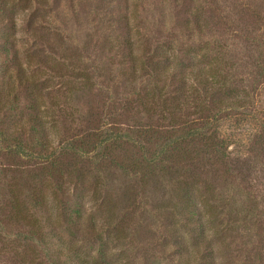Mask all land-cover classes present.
<instances>
[{
    "label": "rangeland",
    "instance_id": "374dc122",
    "mask_svg": "<svg viewBox=\"0 0 264 264\" xmlns=\"http://www.w3.org/2000/svg\"><path fill=\"white\" fill-rule=\"evenodd\" d=\"M162 57L186 84L140 68ZM224 98L223 158L193 139L143 178L99 143L134 131L142 160ZM22 126L23 154L0 136V264H55L40 237L65 264H264V0H0V134Z\"/></svg>",
    "mask_w": 264,
    "mask_h": 264
},
{
    "label": "trees",
    "instance_id": "16d2710c",
    "mask_svg": "<svg viewBox=\"0 0 264 264\" xmlns=\"http://www.w3.org/2000/svg\"><path fill=\"white\" fill-rule=\"evenodd\" d=\"M124 45H125L124 48L130 51L131 58L133 57V59L136 61L138 59L137 55L134 53L136 46L133 45L130 39H128ZM140 63H138L140 64V68H146L147 70L150 71L151 74L148 75L150 78H154L153 77L154 74L160 75L159 69H158V67H160V69L163 71L161 75H163L164 76L163 78H165V81L170 82L173 87L180 88L181 83H179V81L181 80L183 81L184 84H186L187 77L181 71L182 69L181 67L183 66L180 64L174 63V62H170V59L166 57L153 59L152 61H149L145 58L143 63L142 62ZM169 65H171L170 68L168 67ZM133 66L135 67V63H133ZM170 70H173V71L170 72ZM164 73H166L167 75H165ZM179 75H181V77H179ZM193 78H195V76H193ZM164 96H166V93H164ZM206 96H208V94ZM140 99H137V98L133 99L132 97L131 101L138 100L137 101L138 105L142 106L143 103H141ZM224 101H225V98L221 101H219L218 99L217 102H215L212 99L210 101L209 106H207V103L204 107L201 106L202 109L200 110V112H203L205 110L204 113L206 115L209 114L210 116H213V117H210V118L205 117V120L207 121H204L206 123H204L201 126L195 125V121H192L191 123H189V125L185 122L182 123L180 126V129L175 131L174 133L175 136L173 138L172 137L166 138L164 141H162V145L160 146V148H158L159 150H157L156 152L155 151L150 152V155L146 158H142V160L141 158L139 159L135 157V153L140 154V155H143V153L142 151H140L141 146L139 145V139H138L137 134H135L134 131L124 132V134L121 132L109 134L104 139H102V141H99V143L106 144V143L116 142L115 144H119V146H121V149L124 150V159H125V166H126L124 171L129 170V171H132L133 173L135 172L136 174L144 173L143 178L148 176L147 174L151 171L153 172L154 171L160 172V170L166 171L167 168L170 167V164L168 165L166 164L171 159H178V157H180L184 161V158L189 157V154H191L192 156L193 153H196L197 152V149H195L196 147H192V150L194 149L193 153H190V151L188 152L190 145H192L190 141L191 140L193 141V139L200 138V139L205 140V142H208L212 139L211 143L214 142L216 150L218 151V153L221 154V158H223L225 157V152L227 151L228 147L226 146L225 139L219 137V132L217 131V129L219 128L218 111H222V110L224 111L225 107L217 108V105L218 107L224 105ZM213 104H215L216 106H213ZM175 105L177 106V109H178L181 104L177 102V104ZM198 107H200V105H198L197 108ZM186 126L188 128H186ZM24 128L26 127L22 126L21 130L14 136H12L13 133L11 134L9 133L10 139H8L5 136V131L0 134V136L3 137L4 139H7V141L9 140L16 141L15 143H12V142L10 143L11 144L10 149L14 150V153L16 154L24 153L25 148L21 144H24L26 142L25 139L29 138ZM33 140H35V142L38 144L43 143L39 137L37 138V134L33 135ZM91 146H92L91 150L94 151L93 149L94 146L92 144ZM126 147H128L131 150H129ZM151 149L153 150V147H151ZM66 150L67 151L71 150L74 153H78V151L72 147H66ZM28 155L30 158H33V159L36 158V157H32V155L30 154ZM42 158L47 160L48 158L51 159L52 157H42ZM56 159L57 157H55V160ZM186 210L187 212L184 213L185 215H187L185 216V218H187L186 221L189 224H193L195 222V224H198L200 228L201 223L198 219L199 214H198L197 209L195 210L193 206H190ZM71 211L74 212V214H77L78 216V213H79L78 210L73 209ZM34 217H35L34 215L30 216L31 218L30 221L33 224L32 227L35 229L37 228V231L33 232V235L40 236L39 235L40 231H39V228L37 227L38 221ZM195 218L198 219L199 222H196ZM39 240L43 243L44 245L43 249H45L48 256L51 255L50 258L54 261L55 264H65L62 258L68 257L70 255L68 251H66L65 249L57 248V245L47 242L42 237H40ZM72 257L77 261V264H97L94 260L86 259L85 257L81 256L79 253L77 254L73 253Z\"/></svg>",
    "mask_w": 264,
    "mask_h": 264
}]
</instances>
